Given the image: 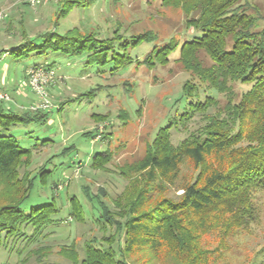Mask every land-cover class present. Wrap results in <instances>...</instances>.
<instances>
[{
  "label": "trees",
  "instance_id": "obj_1",
  "mask_svg": "<svg viewBox=\"0 0 264 264\" xmlns=\"http://www.w3.org/2000/svg\"><path fill=\"white\" fill-rule=\"evenodd\" d=\"M159 1L163 8L179 10L186 30L197 34L183 42L170 38L154 46L143 63L149 70L165 65L179 47L175 62L189 75L181 88V99L186 100L187 107L157 129L139 160L122 168L123 174H139L144 185L134 181V192L113 199V210L101 200L105 198L103 188L91 195L84 187L86 198L92 206H98L94 222L101 237L93 235L82 243L73 238L56 250L51 246L34 250L37 264H217L227 239L257 217L253 195L264 190V27L256 28V22L264 16L243 0ZM95 2L58 0L53 30L35 38L25 36L22 43L5 53L15 61L34 53L36 58L52 55L56 60L73 61L71 64L77 61L84 69H103L111 64L110 71H117L133 61L132 48L157 40L153 31L129 33L119 25L107 37L76 28L56 32L59 21L74 8L85 9ZM32 67L53 69L55 73L58 68L54 62ZM88 73L85 70L78 76ZM235 84L250 87L236 99ZM49 113L16 111L0 102V130L44 124ZM92 117L96 122L107 119L105 115ZM180 134L184 136L175 140ZM106 139L105 135L101 140ZM33 151L15 134H0V251L15 249L19 254L46 236V230L56 222L53 216L59 209L54 194L49 203L22 210L36 180L29 170ZM111 157L109 148L96 153L90 167L102 168ZM186 162L191 164L193 175L177 182ZM48 173L43 167L38 171L42 185ZM164 183H178L181 194L175 199L153 200L155 190H167ZM56 188L53 183L52 189ZM68 217L79 224L85 222L83 206L76 196L68 198ZM212 234L219 245L210 249L204 239ZM53 253L61 261L50 260Z\"/></svg>",
  "mask_w": 264,
  "mask_h": 264
},
{
  "label": "rangeland",
  "instance_id": "obj_2",
  "mask_svg": "<svg viewBox=\"0 0 264 264\" xmlns=\"http://www.w3.org/2000/svg\"><path fill=\"white\" fill-rule=\"evenodd\" d=\"M57 1L36 0L34 5H30L25 0H0V77L4 75L13 79V83L4 86L9 99L3 101L2 105L10 108L9 104L15 99L18 101L16 108L10 109L37 111L30 109V106L39 104V99L28 86V76L25 77V87L22 86L23 90L21 89L26 90L24 92L28 95L25 101L16 99L18 91L14 87L33 65L54 62L58 67L57 79L45 86L50 107L38 109L50 112L46 122L0 130V134H15L34 148L29 170L36 180L22 210L27 212L32 207L49 203L52 194L59 209L53 216L56 222L46 230V236L39 237L19 254L15 249L11 252L0 251V264H37L34 250L45 246L56 250V246L67 244L73 238L82 243L93 235L101 237L94 222L98 216V206H92L86 198L84 187L89 189L91 195H95L98 188H103L105 198L101 200L113 210V199L124 192L125 195L134 192V181L140 180L137 185H144L139 174L129 171L123 174L122 168L139 160L157 129L165 126L175 113H182L187 107L186 100L181 99V88L189 75L175 62L179 47L170 55L169 62L165 65H156L149 70L143 63L144 56L154 46L162 45L170 38L183 42L197 34L192 29L186 30L184 17L179 10L163 8L159 0H96L88 8H74L59 21L56 32L60 34L76 28L81 32L95 31L102 34L101 37H107L117 25L129 33L153 31L157 40L143 42L132 48L130 55L133 61L117 71H110L111 64L103 69H84L77 61L71 64L73 61L69 62L64 58L56 60L52 55L36 58L34 53L26 59L15 61L11 54L5 53L22 43L25 36L35 38L53 30ZM242 3L257 8L260 15L264 16V0H243ZM248 12L255 14L253 9H248ZM262 27L264 19L256 22V28ZM85 70L89 73L79 77ZM249 87L247 84H235L233 91L236 99ZM97 88L93 95L76 99L80 94ZM67 100L69 101L60 105ZM94 114L105 115L107 119L96 122V118L92 117ZM95 129L98 131L93 137ZM91 132L92 135L88 134ZM105 135L107 139L102 141ZM183 136L175 135V140ZM43 140L49 141L43 143ZM107 148L111 151V160L102 168H91V157ZM65 149L68 150L64 151ZM42 167L49 172L44 185L37 176ZM192 175L193 168L186 162L181 166L177 182L187 181ZM53 183L57 184L56 189H52ZM177 186L178 183L174 186L164 183L167 190H155L152 199H175L181 194ZM1 194L2 191L0 197ZM71 196H76L83 206V224L68 217V198ZM253 202L257 209L256 219L227 239V247L222 251L217 264H259L264 260V190L254 193ZM204 242L205 247L210 249L219 245L217 236L213 234L205 237ZM22 245L18 244L19 248ZM49 259L61 261L54 253Z\"/></svg>",
  "mask_w": 264,
  "mask_h": 264
},
{
  "label": "built area",
  "instance_id": "obj_3",
  "mask_svg": "<svg viewBox=\"0 0 264 264\" xmlns=\"http://www.w3.org/2000/svg\"><path fill=\"white\" fill-rule=\"evenodd\" d=\"M30 5H34L36 0H25ZM1 20V16H0ZM1 53V51H0ZM28 86L37 95L39 104L36 106H30L32 110L47 109L50 107L48 100L46 99V84L51 83L57 79L56 73L53 69H46L43 67H30L27 70ZM9 99L8 93L0 87V102L7 101Z\"/></svg>",
  "mask_w": 264,
  "mask_h": 264
},
{
  "label": "crops",
  "instance_id": "obj_4",
  "mask_svg": "<svg viewBox=\"0 0 264 264\" xmlns=\"http://www.w3.org/2000/svg\"><path fill=\"white\" fill-rule=\"evenodd\" d=\"M2 63V57L0 56V64ZM9 76H4V75H2L1 77H0V83L2 84V85H0V87L2 88V89H4L5 90V88H4V86H5V84L6 85H10L11 83H13V79H9L8 78ZM26 73H24V75H23V78H22V80L20 81V83L19 84H17V86H15L14 87V90L15 91H18L17 92V94H16V99H19V101H25L26 100V98H27V94L25 93L26 92V90H24V91H21V89H22V86H24V83L26 82ZM25 87V86H24ZM23 90V89H22ZM6 91V90H5ZM7 92V91H6ZM18 96V97H17ZM18 102V101H17ZM17 102H16V100L14 99H12V102L9 104V106H10V108H16V106H15V104H17Z\"/></svg>",
  "mask_w": 264,
  "mask_h": 264
}]
</instances>
